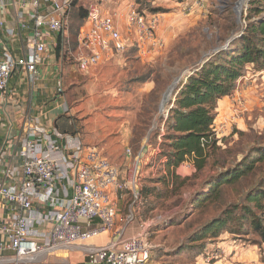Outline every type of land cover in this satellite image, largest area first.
I'll use <instances>...</instances> for the list:
<instances>
[{
    "label": "rangeland",
    "instance_id": "rangeland-1",
    "mask_svg": "<svg viewBox=\"0 0 264 264\" xmlns=\"http://www.w3.org/2000/svg\"><path fill=\"white\" fill-rule=\"evenodd\" d=\"M192 1L121 0L120 4L110 6L122 28L129 4L146 13L159 14L158 35L164 49L143 58L127 51L86 74L78 71L75 61L78 19L72 10L64 30L61 56L67 71L65 94L69 113L85 145L96 147L119 170L121 178L138 172L140 188L147 185L157 189L143 206H138L137 213L129 192L117 205V217L123 220L117 224L121 228L125 226L123 236L128 233L134 236L142 223H151L147 233L151 249L148 264H211L215 259L206 254H214L210 251L215 243L236 241L249 247L257 240L252 235L233 240L224 233L205 244H187V239L222 208L217 203L194 211L190 204L197 193L206 191L205 180L218 171L212 167L215 160L224 157L227 162L240 161L241 151L251 147L264 131V70L255 71L252 66H246L233 95L217 103L213 129L220 149L204 170L197 174L187 161L176 170L177 180L170 179L165 186L157 183L165 175L164 159L156 161L159 150H152L160 143L158 137L163 133L179 84L211 53L236 36L246 23L243 17L247 0L240 8L237 7L239 0H207L201 11L188 16L186 9ZM176 81L172 97L163 110L162 96ZM144 149L147 152L141 156ZM126 151H130V157ZM149 180L155 183L150 184ZM235 188L224 189L225 203L236 202L239 190ZM158 191L160 195L156 194ZM133 214L134 221L125 225V218ZM200 245L205 248L203 254L195 257ZM257 248L259 259L264 263V247Z\"/></svg>",
    "mask_w": 264,
    "mask_h": 264
},
{
    "label": "built area",
    "instance_id": "built-area-1",
    "mask_svg": "<svg viewBox=\"0 0 264 264\" xmlns=\"http://www.w3.org/2000/svg\"><path fill=\"white\" fill-rule=\"evenodd\" d=\"M70 0H27L34 12L33 36L28 41L29 53L22 58L0 60V97L7 88L11 75L20 70L34 81L36 68L47 51L42 30L61 35L65 30V12ZM121 0H94L88 7L83 26L77 36L75 61L80 73L86 74L104 63L121 56L127 49H136L139 57L151 56L164 49L158 35L161 16L146 13L134 4L127 5L123 28L110 6ZM207 0H193L187 7L188 16L201 11ZM167 117V116H166ZM212 131H215L212 126ZM14 138L6 140L0 159L7 150L18 146ZM73 163L71 194L60 211L52 218L50 228L37 238L29 234L26 213L32 210L40 190L52 200L54 184L66 176V159L55 161L40 155L35 141L20 142L15 162L0 165V208L11 212L0 224V264H31L37 256L54 253L78 243L87 242L101 234L120 235L117 230V205L129 192L136 204L140 203V177L138 172L128 178H121L119 170L96 148L79 144L73 150L67 148ZM130 157V151H126ZM10 159V158H9ZM138 160V159H137ZM137 171V170H136ZM135 213V209L133 211ZM134 221V214L125 218V225ZM151 223H142L140 231L126 239L96 247L86 254L84 264H148L150 247L147 243ZM224 250L218 249L211 259L224 257Z\"/></svg>",
    "mask_w": 264,
    "mask_h": 264
},
{
    "label": "trees",
    "instance_id": "trees-1",
    "mask_svg": "<svg viewBox=\"0 0 264 264\" xmlns=\"http://www.w3.org/2000/svg\"><path fill=\"white\" fill-rule=\"evenodd\" d=\"M93 1L70 0L66 9L65 19L71 10L78 19L76 48L79 30ZM243 19L244 28L229 40L227 47L211 53L179 84L163 124V133L158 137L160 143L153 148L159 150L156 161L164 159L165 175L157 179L158 184L165 186L170 179L177 180L176 170L187 161L192 163L197 174L204 170L212 155L220 149L212 131L218 101L233 95L246 66H252L255 71L264 70V0H247ZM63 47L59 37L56 53H62ZM127 51L136 53V49L129 48L123 54ZM240 155L242 158L238 162L233 159L227 162L224 157L216 159L212 167L218 171L205 180L206 191L197 193L191 200L194 211L217 203L222 208L187 239L188 245L205 244L226 233L233 240L252 235L257 239L252 245L264 247V131ZM149 183L155 182L149 180ZM228 187H238L234 203H225L224 189ZM156 190L147 185L140 188V205L143 206ZM203 249L200 245L195 257L202 255Z\"/></svg>",
    "mask_w": 264,
    "mask_h": 264
},
{
    "label": "crops",
    "instance_id": "crops-1",
    "mask_svg": "<svg viewBox=\"0 0 264 264\" xmlns=\"http://www.w3.org/2000/svg\"><path fill=\"white\" fill-rule=\"evenodd\" d=\"M26 1L0 0V60L22 58L29 53L28 41L33 36L34 12ZM108 11L113 13L110 8ZM65 22L67 23V19ZM42 35L47 51L36 68L35 80L32 81L26 73L16 70L0 97V151L9 138H14L19 143L6 151L0 159V165L14 163L20 142L26 139L36 142L42 157L55 161L66 159V176L55 182L53 199H47L41 189L33 202L32 210L25 214L32 238H37L50 228L52 223L43 219L57 215L62 203H66L70 197L73 175L70 167L73 160L67 148L73 150L79 144L85 145L69 113L68 97L65 94L67 71L61 52L56 53L58 38L61 37L63 44L65 31L57 35L43 29ZM146 152L145 150L144 153ZM10 212L6 207L0 208V224L4 223ZM124 227H117L120 235L101 234L87 242L37 256L31 264H84L86 254L92 248L130 238L132 233L123 236ZM244 246L236 241L215 243L210 252L215 253L221 248L225 253L224 258L215 259L211 264H264L259 259L257 246Z\"/></svg>",
    "mask_w": 264,
    "mask_h": 264
},
{
    "label": "bare ground",
    "instance_id": "bare-ground-1",
    "mask_svg": "<svg viewBox=\"0 0 264 264\" xmlns=\"http://www.w3.org/2000/svg\"><path fill=\"white\" fill-rule=\"evenodd\" d=\"M245 0H239L237 7L240 8L242 6V4L244 3ZM177 82L174 83V87L176 86ZM171 89L168 91V93L165 95L164 97V104L161 106L162 109L164 110V107L166 106L167 102L169 101L171 94H170ZM108 244V243H107ZM81 246V245H79ZM84 246V245H83ZM86 247V246H85ZM80 248V247H79ZM82 248V247H81Z\"/></svg>",
    "mask_w": 264,
    "mask_h": 264
},
{
    "label": "water",
    "instance_id": "water-1",
    "mask_svg": "<svg viewBox=\"0 0 264 264\" xmlns=\"http://www.w3.org/2000/svg\"><path fill=\"white\" fill-rule=\"evenodd\" d=\"M229 42L230 41H228L225 45H223L222 47H220V48H218V49H216L215 50V53H217V52H219V51H221V50H224L226 47H227V45L229 44ZM178 81V80H177ZM176 81V82H177ZM174 83L166 90V92L163 94V96H162V101H161V106L164 104V97H165V95L168 93V91L171 89V91H170V94L172 95V93H173V90H174Z\"/></svg>",
    "mask_w": 264,
    "mask_h": 264
}]
</instances>
